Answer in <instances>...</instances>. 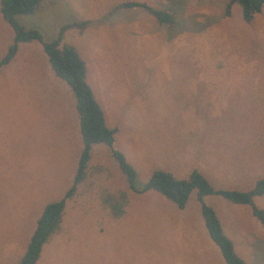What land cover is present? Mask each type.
I'll return each instance as SVG.
<instances>
[{
  "label": "rangeland",
  "instance_id": "1",
  "mask_svg": "<svg viewBox=\"0 0 264 264\" xmlns=\"http://www.w3.org/2000/svg\"><path fill=\"white\" fill-rule=\"evenodd\" d=\"M123 1L166 11L172 22L160 24L141 7L113 8ZM226 1L41 0L16 20L44 41L83 22L65 28L61 42L84 61L104 123L115 128L111 148L135 170L136 185L157 169L186 178L190 152L175 149L196 130L210 147L199 150L204 164L194 169L215 188L242 191L264 177V4L244 22L237 4L224 15ZM11 40L0 17V57ZM80 149L69 88L37 41L18 43L0 69V264H17L43 206L70 186ZM120 193L122 213L114 217L107 202ZM202 201L236 255L264 264V228L249 206L216 195ZM253 204L264 212V193ZM34 264L224 262L194 191L182 209L155 191H129L110 148L99 143Z\"/></svg>",
  "mask_w": 264,
  "mask_h": 264
},
{
  "label": "trees",
  "instance_id": "2",
  "mask_svg": "<svg viewBox=\"0 0 264 264\" xmlns=\"http://www.w3.org/2000/svg\"><path fill=\"white\" fill-rule=\"evenodd\" d=\"M41 0H0V17L12 31V40L4 54L0 57V69L8 64L16 50L17 44L37 41L46 56L53 75L62 80L69 88L74 99V109L78 119V131L81 149L70 186L63 195L54 201L46 203L35 220L34 227L25 245L24 251L17 264H34L41 251L42 245L57 228L66 199L71 197L76 185L82 181L91 147L95 144H105L110 148L111 157L124 175L129 191L143 193L155 191L173 203L177 209H182L188 195L194 191L195 200L200 209L205 231L210 241L217 247L224 264H246L236 255L231 240L224 235L220 222L211 207L204 204L202 198L206 195H216L233 203L248 205L251 215L264 228V212L253 204V197L264 193V177L256 179L247 190H232L213 187L201 173L192 169L186 178H176L170 172L154 170L141 185L135 184V170L126 162L121 152L111 148L115 128L107 127L104 123L102 110L94 99L90 87L85 81L84 61L76 49L67 43H62V31L67 27H80L83 22L66 23L59 27L55 37L44 41L40 32L34 28H24L16 16L31 13ZM237 4L240 16L244 22H249L258 13L264 0H227L224 5V15H229L230 6ZM141 7L151 14L156 22L169 24L172 22L170 13L153 9L142 2L123 1L113 8ZM125 200L123 193L117 198H109L110 210L114 217L122 213L121 204Z\"/></svg>",
  "mask_w": 264,
  "mask_h": 264
},
{
  "label": "crops",
  "instance_id": "3",
  "mask_svg": "<svg viewBox=\"0 0 264 264\" xmlns=\"http://www.w3.org/2000/svg\"><path fill=\"white\" fill-rule=\"evenodd\" d=\"M197 119H198V123H199L200 120H199V118H197ZM202 124L203 123H201V125H198V126L193 125L192 130L193 129L200 130L201 126L203 127ZM189 132H190L189 135L184 134V138H186V139L183 140V141H180L178 148L176 147V149H175L177 151V153L178 152H188V151L190 152V153H186L184 155V160H185L184 165H186V168L183 169L182 171L186 172V173H188L192 169H194L195 166H198L200 164H204L203 159L200 156H198V154H201L199 152V150L200 149H205V148L207 149V148L210 147L209 145L206 144L207 143L206 141H208V139L206 138L205 134H200L201 131L194 130V131H189ZM218 141L219 140H216V142H218ZM182 150H184V151H182ZM186 150H188V151H186ZM207 153H210V152H207ZM163 171L171 172V171H168V170H163Z\"/></svg>",
  "mask_w": 264,
  "mask_h": 264
}]
</instances>
